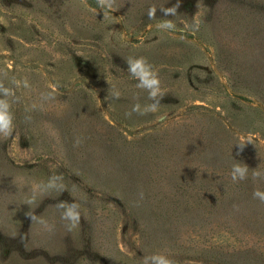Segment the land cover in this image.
I'll return each instance as SVG.
<instances>
[{
	"label": "rangeland",
	"instance_id": "obj_1",
	"mask_svg": "<svg viewBox=\"0 0 264 264\" xmlns=\"http://www.w3.org/2000/svg\"><path fill=\"white\" fill-rule=\"evenodd\" d=\"M110 2L0 0V264H264V0Z\"/></svg>",
	"mask_w": 264,
	"mask_h": 264
},
{
	"label": "clouds",
	"instance_id": "obj_2",
	"mask_svg": "<svg viewBox=\"0 0 264 264\" xmlns=\"http://www.w3.org/2000/svg\"><path fill=\"white\" fill-rule=\"evenodd\" d=\"M100 2L102 4L107 3L108 7L111 8L110 0H100ZM178 6L179 5H176V7ZM167 11H171V10H166V14ZM154 12L155 10L151 9L149 11V16L150 17L153 16ZM163 27L170 28L171 24L163 25ZM126 63L128 64V71L130 72V74L138 80L137 87L147 90L149 99L153 101V103L146 105L144 107L143 112H141V106L139 104L134 105L133 111L140 112L141 114L157 111L158 106L160 104V99H162L161 90H160L161 81L159 79L158 73L153 70L152 65L147 62V59L145 57H140V58L129 57L126 60ZM0 91L3 92L4 96H8L10 94L9 89L4 88L2 84H0ZM109 94L113 95L115 98H119V92L117 91H113L110 89ZM9 107L10 106L6 100H0V135H3L5 137L11 135L13 130V117L9 111ZM78 144L79 141H77V145ZM247 172H248V166L246 164L236 163L233 165L232 168V179L234 181L246 179ZM260 176L261 173L259 171L253 172L254 179ZM61 179L62 177L60 176L52 177L49 181L48 186L54 187L55 182ZM140 196L141 198H143L142 192L140 193ZM254 196L264 201V193H261L259 190H257L254 193ZM29 203H31V201H29ZM58 206L61 208H66L65 212L62 215V219L70 221L69 229L75 227L80 220V213L78 211L79 205L73 203L71 205L66 206L64 203H61ZM30 218L33 221L36 220L35 216H32ZM39 222L41 224L45 223L43 220ZM143 264H173V261L170 260L166 255L157 253L145 257Z\"/></svg>",
	"mask_w": 264,
	"mask_h": 264
},
{
	"label": "water",
	"instance_id": "obj_3",
	"mask_svg": "<svg viewBox=\"0 0 264 264\" xmlns=\"http://www.w3.org/2000/svg\"><path fill=\"white\" fill-rule=\"evenodd\" d=\"M125 131H127L128 133H130V131L128 129H125Z\"/></svg>",
	"mask_w": 264,
	"mask_h": 264
}]
</instances>
